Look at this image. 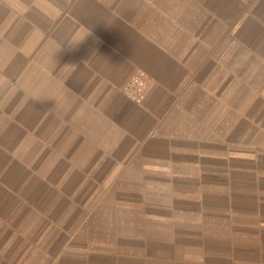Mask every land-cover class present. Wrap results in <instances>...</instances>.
<instances>
[{"label": "crops", "instance_id": "obj_1", "mask_svg": "<svg viewBox=\"0 0 264 264\" xmlns=\"http://www.w3.org/2000/svg\"><path fill=\"white\" fill-rule=\"evenodd\" d=\"M0 264H264V0H0Z\"/></svg>", "mask_w": 264, "mask_h": 264}, {"label": "built area", "instance_id": "obj_2", "mask_svg": "<svg viewBox=\"0 0 264 264\" xmlns=\"http://www.w3.org/2000/svg\"><path fill=\"white\" fill-rule=\"evenodd\" d=\"M148 89V77L144 72L135 76L123 89L135 103L142 104Z\"/></svg>", "mask_w": 264, "mask_h": 264}]
</instances>
